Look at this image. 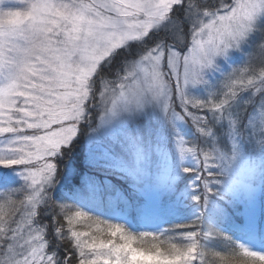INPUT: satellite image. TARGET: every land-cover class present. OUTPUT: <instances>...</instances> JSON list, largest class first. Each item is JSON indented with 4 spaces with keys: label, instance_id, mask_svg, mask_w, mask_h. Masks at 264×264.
Here are the masks:
<instances>
[{
    "label": "snow or ice",
    "instance_id": "6c2138e0",
    "mask_svg": "<svg viewBox=\"0 0 264 264\" xmlns=\"http://www.w3.org/2000/svg\"><path fill=\"white\" fill-rule=\"evenodd\" d=\"M0 264H264V0H0Z\"/></svg>",
    "mask_w": 264,
    "mask_h": 264
},
{
    "label": "rangeland",
    "instance_id": "374dc122",
    "mask_svg": "<svg viewBox=\"0 0 264 264\" xmlns=\"http://www.w3.org/2000/svg\"><path fill=\"white\" fill-rule=\"evenodd\" d=\"M259 210H260V203H259V200H258V203H257V216H258V222H259Z\"/></svg>",
    "mask_w": 264,
    "mask_h": 264
},
{
    "label": "trees",
    "instance_id": "16d2710c",
    "mask_svg": "<svg viewBox=\"0 0 264 264\" xmlns=\"http://www.w3.org/2000/svg\"><path fill=\"white\" fill-rule=\"evenodd\" d=\"M165 226H167V225H165Z\"/></svg>",
    "mask_w": 264,
    "mask_h": 264
}]
</instances>
